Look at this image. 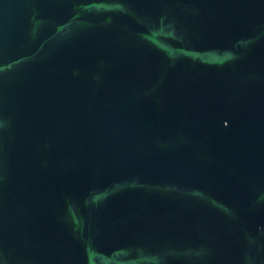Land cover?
I'll use <instances>...</instances> for the list:
<instances>
[{
  "label": "water",
  "instance_id": "obj_1",
  "mask_svg": "<svg viewBox=\"0 0 264 264\" xmlns=\"http://www.w3.org/2000/svg\"><path fill=\"white\" fill-rule=\"evenodd\" d=\"M0 264H264V0H0Z\"/></svg>",
  "mask_w": 264,
  "mask_h": 264
}]
</instances>
